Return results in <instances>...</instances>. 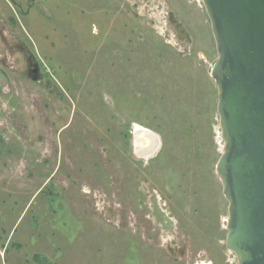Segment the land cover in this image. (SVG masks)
I'll return each instance as SVG.
<instances>
[{
	"label": "rangeland",
	"instance_id": "374dc122",
	"mask_svg": "<svg viewBox=\"0 0 264 264\" xmlns=\"http://www.w3.org/2000/svg\"><path fill=\"white\" fill-rule=\"evenodd\" d=\"M217 59L203 0H0V264H238Z\"/></svg>",
	"mask_w": 264,
	"mask_h": 264
},
{
	"label": "water",
	"instance_id": "95a60500",
	"mask_svg": "<svg viewBox=\"0 0 264 264\" xmlns=\"http://www.w3.org/2000/svg\"><path fill=\"white\" fill-rule=\"evenodd\" d=\"M203 3L218 52L210 72L224 140L226 245L238 264H264V0Z\"/></svg>",
	"mask_w": 264,
	"mask_h": 264
},
{
	"label": "bare ground",
	"instance_id": "6f19581e",
	"mask_svg": "<svg viewBox=\"0 0 264 264\" xmlns=\"http://www.w3.org/2000/svg\"><path fill=\"white\" fill-rule=\"evenodd\" d=\"M137 133H136V143L139 144L142 148H148V144L150 143L149 139L145 137L144 134L148 133L145 131L146 129H143L142 127L137 126L136 127ZM161 141V140H160ZM159 142V141H158ZM138 147V146H137ZM158 148V147H157ZM156 150V149H155ZM154 152V151H153ZM148 155V154H147ZM153 155V153H152ZM149 156V155H148ZM152 157V156H151ZM144 158V157H143ZM148 158V157H147ZM146 159V158H145Z\"/></svg>",
	"mask_w": 264,
	"mask_h": 264
},
{
	"label": "crops",
	"instance_id": "0c3cea01",
	"mask_svg": "<svg viewBox=\"0 0 264 264\" xmlns=\"http://www.w3.org/2000/svg\"><path fill=\"white\" fill-rule=\"evenodd\" d=\"M138 125H135V128L137 127ZM140 127V126H139ZM137 131V130H136Z\"/></svg>",
	"mask_w": 264,
	"mask_h": 264
}]
</instances>
